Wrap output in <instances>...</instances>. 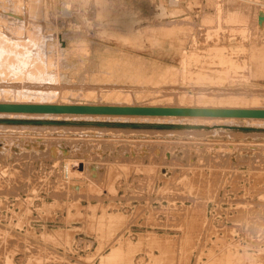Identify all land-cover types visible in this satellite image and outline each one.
Returning a JSON list of instances; mask_svg holds the SVG:
<instances>
[{
  "label": "rangeland",
  "instance_id": "374dc122",
  "mask_svg": "<svg viewBox=\"0 0 264 264\" xmlns=\"http://www.w3.org/2000/svg\"><path fill=\"white\" fill-rule=\"evenodd\" d=\"M0 8V103L264 109V0ZM9 118L0 264H264V117Z\"/></svg>",
  "mask_w": 264,
  "mask_h": 264
},
{
  "label": "water",
  "instance_id": "95a60500",
  "mask_svg": "<svg viewBox=\"0 0 264 264\" xmlns=\"http://www.w3.org/2000/svg\"><path fill=\"white\" fill-rule=\"evenodd\" d=\"M0 110H17V111H47V112H96V113H117L123 114H183V115H206V116H256L264 117V110H245V109H204V108H170V107H122L115 108L110 106H86V105H6L1 104ZM130 126V125H129ZM147 126V125H140ZM177 127L181 128L184 125L167 126V128ZM190 127V126H188Z\"/></svg>",
  "mask_w": 264,
  "mask_h": 264
},
{
  "label": "bare ground",
  "instance_id": "6f19581e",
  "mask_svg": "<svg viewBox=\"0 0 264 264\" xmlns=\"http://www.w3.org/2000/svg\"><path fill=\"white\" fill-rule=\"evenodd\" d=\"M55 1V0H54ZM5 3V2H4ZM3 3V4H4ZM14 3V2H13ZM54 3V2H53ZM56 4V2H55ZM53 5V4H52ZM66 5V4H65ZM69 6V5H68ZM12 8V7H11ZM53 8V7H52ZM69 8V7H68ZM1 9V8H0ZM2 11V10H1ZM3 12V11H2ZM3 16V15H2ZM41 17V16H40ZM14 18V17H13ZM14 22V21H13ZM37 24V23H36ZM186 24V23H185ZM166 26V25H165ZM185 27V26H184ZM1 28V27H0ZM3 30V29H2ZM173 30V29H172ZM182 30V28L180 29ZM187 30V29H186ZM119 31V30H118ZM183 31V30H182ZM120 32V31H119ZM155 32V31H154ZM176 32V31H175ZM35 35L39 33L34 32ZM116 33V32H115ZM166 33V32H165ZM174 33V32H173ZM188 33V31L186 32V34ZM8 35V34H7ZM168 35V34H167ZM15 36V35H14ZM13 36V39L15 42H20L22 45L23 42L21 41H16L18 39H15ZM169 37V36H168ZM172 37V36H171ZM2 38V37H1ZM5 39L7 37H4ZM12 38V37H10ZM35 39H38V38H35ZM13 41V42H14ZM14 42V43H15ZM1 44V43H0ZM5 44V43H4ZM3 44V45H4ZM13 44V43H12ZM17 44V43H16ZM2 45V44H1ZM18 45V44H17ZM12 46V45H11ZM15 46V45H13ZM23 46V45H22ZM176 88V87H175ZM180 88V87H179ZM165 92V91H164ZM167 92V91H166ZM183 93V92H181ZM165 94V93H164ZM176 94V93H175ZM178 94V92H177ZM181 96V95H180ZM177 97V96H175ZM1 104H8V105H48V104H34V103H0ZM52 105H63V106H70V105H85V104H52ZM86 106H110V105H86ZM110 107H115V108H122V107H135V106H110ZM140 107H148V106H140ZM154 107H170V108H204V109H225V110H229V109H236V110H239V109H245V110H264V109H248V108H215V107H174V106H154ZM0 112H24V113H47V114H99V113H96V112H81V113H78V112H47V111H17V110H5V111H2L0 110ZM100 114H117V113H100ZM123 114V113H121ZM127 115H151V114H127ZM154 115H160V114H154ZM167 115H173V116H206V115H183V114H167ZM217 117H240V116H217ZM245 117H254V116H245ZM256 117V116H255ZM0 121H4V122H12V123H34V124H64V123H68V122H65L64 120H59V119H48V118H45V119H21V118H9V119H4V120H0ZM105 125H114V126H122V127H141L140 125H147V126H144V127H149V128H161V129H169L167 128V126H176V125H184V126H191L193 127L192 124H184V123H172V122H158V123H136V122H115V123H112V124H109V123H103ZM130 125V126H129ZM171 128H174V127H171ZM181 128H185V127H181ZM191 216V215H190ZM187 219V218H186ZM260 220V219H259Z\"/></svg>",
  "mask_w": 264,
  "mask_h": 264
}]
</instances>
